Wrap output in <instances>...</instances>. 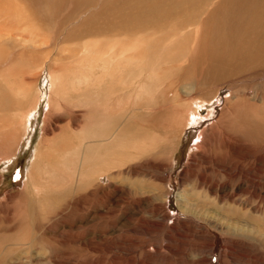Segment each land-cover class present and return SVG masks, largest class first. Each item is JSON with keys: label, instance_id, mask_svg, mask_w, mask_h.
I'll return each instance as SVG.
<instances>
[{"label": "rangeland", "instance_id": "1", "mask_svg": "<svg viewBox=\"0 0 264 264\" xmlns=\"http://www.w3.org/2000/svg\"><path fill=\"white\" fill-rule=\"evenodd\" d=\"M129 1L112 0L114 6L108 9L103 6L107 0H0V264H27L28 256L33 264H264V241L252 240L256 237L251 239L247 227L250 213L249 220L261 221L264 229L263 171L259 167L251 171L255 185L249 193L241 187L243 180L215 168L233 158L251 159L243 147L251 139L259 148L257 160H251L264 162V0L191 4L177 0L150 40L170 34L180 22L192 23L187 30L192 37L189 43L169 45L168 50L160 43L157 52L173 58L158 62L154 51H148L150 56L146 50H137L141 73L134 74V65L128 69L138 78L129 96L120 87L128 98L114 96L113 117L102 114V125L112 127L116 139L107 150L106 142H98L104 138L96 112L98 89L103 93L97 81L106 64L98 58L94 43L112 41L110 34L97 37L92 32L111 13L124 15L133 0ZM194 36L200 37L197 45ZM132 38L138 46L137 38ZM6 56H13L10 64L1 63ZM144 59L151 62L146 64ZM79 68L88 75L80 83L73 80ZM52 69L54 75L59 73L57 77L68 76L60 86L65 92L51 97ZM112 81L115 89L123 81L114 68ZM184 86L190 88L184 91ZM208 95L219 101L204 107L198 124L187 128L193 98ZM207 114L210 117L202 119ZM24 115L31 125L22 132ZM224 115L218 125L222 132L211 138V150L193 149L196 131L210 128ZM122 129L117 137L115 131L119 134ZM225 143L235 147L225 151ZM95 145L104 147L103 153L98 149L101 158L111 156L113 174L105 180L92 175L84 187L79 179L81 161L93 156ZM195 152L204 165L190 170ZM200 173L220 181L224 192H216L230 202L214 206L215 195L198 181ZM178 196L195 198L189 208L193 211L181 213ZM242 204H249L242 210L245 215H239L247 218L240 224L249 232L231 236L233 232L223 231L225 214L218 212L223 208L233 215ZM144 242L148 249L133 256L132 251Z\"/></svg>", "mask_w": 264, "mask_h": 264}, {"label": "bare ground", "instance_id": "2", "mask_svg": "<svg viewBox=\"0 0 264 264\" xmlns=\"http://www.w3.org/2000/svg\"><path fill=\"white\" fill-rule=\"evenodd\" d=\"M112 0L108 1L107 0V3H105L104 8H110L112 6H114V4L110 3ZM117 1H125V0H117ZM128 1V0H126ZM131 1V0H130ZM129 1V2H130ZM202 1V0H201ZM251 2H258L259 0H250ZM261 1V0H260ZM263 1V0H262ZM136 1L133 0L131 1V5L129 6V8H126V12L124 13V15H114L116 14V12L114 13H111V16H109L108 18L105 19L104 23L102 22L101 25H97L94 29H93V36H105V34H110V37H111V43H108L104 40H101L97 43H94V51H98V58L99 59H105V68L103 69V74L101 76L98 77V86L97 87H101L102 90H103V93L102 95H100L101 93V90L100 88L98 89V98H97V105H96V112L98 114H100V117H99V120L98 121V130H101V134L103 135L102 138H104L103 140L101 141H98L100 143H103V142H106L107 144V150H108V147H109V144H111L110 142H115L116 139L113 138L112 134L113 132H111V129L112 127H107L105 128V126H103L102 124L104 123L103 121V118L104 116L102 114H106L109 118H112L113 117V109H114V96L118 97V99H123L125 97L128 98L132 88H133V84L135 82V78L137 77H133V73L129 72V70L131 69L132 65H134L132 67V71L134 70V74L138 73L139 75V72L141 73V69L140 67L143 66V65H139V61L140 60V55L141 53L140 52H137V50H146L145 52L148 53V55H150V52L148 51H154L155 54H158L157 56H155V61L158 62L159 60H162L164 58H173L172 55L170 53H163L161 50H159L157 52V49L160 47V43H162L166 50L169 49V45L171 44H178V46H180L181 43H189L188 39L190 38V34H188V31L190 27H192V23L190 24H186L185 22H180L179 24V27H177L176 29L174 28L170 34L166 33V34H161L159 36H157L156 39H151L150 40V37L155 34V33H158L159 32V29H160V24H163V19L164 17L170 13V11L172 10V8L176 5L177 3V0H139V2L137 1V3H135ZM187 2H190L191 3H194V2H197L196 0H186V3ZM247 4L249 1H246ZM245 2V3H246ZM115 3V2H114ZM250 3V2H249ZM117 5V3H116ZM128 5V4H127ZM101 6V5H100ZM99 6V7H100ZM126 6V4H125ZM125 6L123 7L125 9ZM122 7V6H120ZM92 7H90L91 9ZM95 8V7H94ZM98 8V7H97ZM89 9V8H88ZM112 9V8H111ZM110 9V10H111ZM119 11H120V8H118ZM123 9V10H124ZM103 10V9H102ZM118 12V11H117ZM263 12V11H262ZM261 12V13H262ZM120 13H122L120 11ZM105 14V13H104ZM101 17V16H100ZM109 19V20H108ZM16 21V20H15ZM107 21L109 22V25H107ZM90 23V22H89ZM167 24H169V22H166ZM166 24V25H167ZM23 25V24H22ZM162 26V25H161ZM154 27V31H152V28ZM85 28V27H84ZM134 28H137V31H134L132 29ZM14 30V29H13ZM190 31V30H189ZM200 31V28H198L195 33H197V36H198V33ZM80 32V31H79ZM187 32V34H186ZM89 34V33H88ZM87 34V35H88ZM135 37V39L137 38V40L139 41L138 42V46H137V43H134L136 42L132 37ZM100 37V38H101ZM192 37V36H191ZM194 42L195 45H197L200 41V37L197 38L196 40V36H194ZM123 38V39H121ZM102 39V38H101ZM58 40V39H57ZM15 42V41H14ZM18 43V42H16ZM193 43V44H194ZM262 43H264V41H262ZM176 46V45H175ZM175 46H172L173 48ZM182 46V45H181ZM86 47V46H85ZM136 47H138L136 49ZM188 47V46H187ZM162 48V49H163ZM180 48V47H179ZM91 50V49H90ZM171 50V48H170ZM174 50V49H173ZM177 50V49H176ZM184 50V49H183ZM11 51V50H10ZM89 51V49H88ZM93 52V50H91ZM87 52V51H86ZM181 52H183L181 50ZM9 53V52H8ZM140 53V55H138ZM143 53V52H142ZM177 53V51L175 52ZM146 54V53H145ZM142 55V57L144 58V55ZM140 56V57H139ZM151 56V55H150ZM139 57V59H138ZM149 57V56H148ZM147 57V54H146V59L148 58ZM154 57V56H153ZM13 56H6L5 57V61L4 60H1L2 62L1 63H5V62H9V64L11 63L10 59H12ZM143 58H141L143 60ZM150 58V57H149ZM146 59H144L146 61ZM7 60V61H6ZM13 60V59H12ZM152 60V59H151ZM170 60V59H169ZM148 61V60H147ZM146 61V64L148 62H151V61ZM172 61V60H171ZM113 62H114V66H113ZM142 62V61H141ZM153 62V61H152ZM145 63V62H144ZM33 64V63H31ZM135 65H139V69L138 66L135 67ZM150 65V64H148ZM153 65V63H152ZM151 65V66H152ZM155 65V63H154ZM67 66V65H66ZM145 66V65H144ZM150 66V67H151ZM129 67V68H128ZM147 68H149V66H145ZM153 67V66H152ZM32 68V66L30 67V69ZM56 68V67H55ZM67 68V67H66ZM113 68H114V72L116 75H118L120 78H123V81L121 83L118 84L117 88L115 89L114 85H113V81H112V73H113ZM134 68V69H133ZM49 69V68H48ZM63 69V68H62ZM129 69V70H128ZM51 70V69H50ZM49 70V71H50ZM64 70V69H63ZM130 70V71H131ZM140 70V71H139ZM146 70V69H145ZM148 70V69H147ZM144 72V70H142ZM53 69H52V72H50V75L52 76V80H51V84H50V92H51V97L53 96L52 94H55V92H58V93H62L63 90L65 92V89H60V86H61V83L62 81L65 79L64 77L68 76V75H64L62 74V76L60 77H57V75H54L53 73ZM142 72V75H144V73ZM65 73V72H64ZM73 73V72H72ZM71 73V74H72ZM148 74V73H147ZM145 74V75H147ZM49 75V76H50ZM75 75V73L73 74ZM77 75L78 77H76L75 81L77 82H82V81H85V79H83V77H86L88 75L86 74H83V69L82 68H79L77 70ZM107 77V79H103L104 77ZM74 77V76H73ZM148 77V76H147ZM69 78V77H68ZM51 79V78H50ZM70 79V78H69ZM138 79V78H137ZM148 80V78H146ZM151 79V78H150ZM66 80H68L66 78ZM153 80V79H152ZM69 81V80H68ZM71 81V80H70ZM69 81V82H70ZM74 81V82H75ZM137 81V80H136ZM4 82V81H3ZM7 83V82H6ZM71 83V82H70ZM138 83V82H137ZM150 84V83H148ZM152 84V83H151ZM230 84V83H229ZM75 85H76V82H75ZM138 85V84H137ZM72 86V85H71ZM196 84H193V85H190V87L188 86V88L192 89V87H195ZM219 86L222 88L223 86V83H218V90H221V88H219ZM62 87V86H61ZM68 87V86H67ZM74 88H77L76 86H73ZM72 87V88H73ZM120 87L127 92V94H124V92L121 91ZM154 87V86H153ZM232 87V86H231ZM64 88H66L64 86ZM187 87L184 86V91H187L188 89ZM200 90V89H199ZM208 90V89H207ZM40 91V90H39ZM150 93V92H148ZM197 94V93H196ZM39 95V94H38ZM58 95V94H57ZM195 95V94H194ZM231 95V94H230ZM124 97V98H122ZM199 97V96H198ZM193 98V97H192ZM229 98H226L225 100L223 99L224 101V104H227L229 102ZM50 99V98H49ZM59 100H57V103L56 105L59 107L60 106V98H58ZM68 99V98H66ZM82 99V98H81ZM189 99V98H188ZM51 100V99H50ZM192 100V99H190ZM36 101V100H35ZM215 101H219L217 100V97H213V99L210 98V96L208 95V97H204L202 96V98H193L192 100V103H191V107L188 108L187 112H188V119L186 121V126L187 128L189 127H192L191 124H198L197 123V119L202 115L201 113H203L202 109H204V107H213L211 105H214ZM123 102H126V101H123ZM52 100L49 101L48 105H49V110L52 108ZM182 106V105H181ZM186 106H189V103L188 105ZM34 107H36V102L34 104ZM112 109V110H111ZM171 109V108H170ZM173 109V108H172ZM205 110V109H204ZM181 113V112H179ZM211 113V112H210ZM31 116V115H30ZM48 116V115H47ZM192 116V117H191ZM25 117L26 115H24V117L22 118V120L20 121V124H21V128H22V132L24 130H27L30 128V121H26L25 120ZM210 117V114H207L206 116L202 117V119H207ZM47 119H50V118H47ZM225 119V115L219 120V121H216L214 123H211V127L210 128H202L203 130L202 131H196L198 134H197V141L196 143L194 144L193 146V149L195 148L196 150H201L203 152H206L209 148V151L211 150L210 148V144L212 145L211 143V138L216 135L217 133H220L222 131H220V127L218 126L219 123H222ZM264 120V119H263ZM108 121H112V120H108ZM177 121V120H176ZM47 122V121H46ZM184 124V123H183ZM182 124V125H183ZM177 125V124H176ZM48 126V125H47ZM184 126V125H183ZM200 127V126H199ZM204 127V126H203ZM48 128V127H47ZM198 128V127H197ZM125 129V128H124ZM200 129V128H199ZM114 130V128H113ZM196 130V129H195ZM217 130V131H216ZM227 130V129H225ZM14 131V130H12ZM11 131V132H12ZM122 130H120L119 134H118V130H116L115 132H117V137L118 136H121L122 135ZM216 131V132H215ZM25 132V131H24ZM239 132V131H238ZM109 133V134H107ZM2 134V133H1ZM115 134V133H114ZM23 137V136H22ZM95 138V137H94ZM24 139V138H23ZM114 139V140H112ZM204 139V140H203ZM119 140V139H118ZM95 143H97L95 140H94ZM113 142L111 144V146H113ZM225 142V141H224ZM220 144V143H219ZM218 145V144H217ZM96 148L94 149V147H91L93 148V150H96L97 151V154L94 153L95 151L92 150V154L93 156H88V158L86 159H83L81 161V165H80V170H79V179L80 181L82 182V185L85 187L87 185V183L85 181H88L89 183V178L92 177V175H94L96 178L98 179H101V180H105L106 178H108V174L112 175V170L113 168H111L110 164H111V156H107V159H104V158H101L100 154H101V150H102V153L105 151L104 150V147L102 145H95ZM110 146V148H111ZM220 146V145H218ZM224 149L225 151L228 150V147L229 149H233L234 147L231 146L230 143H225L224 145ZM245 146V153L253 160H257L258 158V150L259 148L257 147V142L255 144L254 141H252V139L247 142L246 144L243 145V147ZM117 147V146H116ZM119 147V146H118ZM213 147V146H212ZM137 148V146H136ZM227 148V149H226ZM98 149H101V150H98ZM218 149V148H217ZM264 150V149H263ZM135 151V150H134ZM200 151V152H201ZM110 152V151H109ZM111 152H112V149H111ZM137 152V151H136ZM135 154V153H134ZM258 154V155H257ZM42 155V154H41ZM111 155V154H110ZM137 155V154H135ZM216 155V154H214ZM44 156V155H43ZM105 156V155H104ZM117 156V155H116ZM139 156V155H138ZM198 156V153L195 152L194 153V156L192 157V164L189 165V168H192L190 170H193L194 167L196 165H204L202 162L203 161H199V159L197 158ZM39 157V156H38ZM126 157H132L131 154H128ZM43 158V157H42ZM214 158V157H213ZM264 161V157H261ZM125 159V157H124ZM251 159L249 158H242V159H237V158H233L231 161L228 160L226 162H228V165H226L225 161L223 162H220V166L216 164V167L217 169L219 168H222V171H224L225 174L228 175V177L230 176H237L239 179L243 180L244 182V185H242L241 187L244 189L246 188V190L250 193V190L253 189L254 187V183L252 184V180L250 179V176H251V171L254 170V169H261L264 173V162H260V163H255L253 162ZM118 160H119V157H118ZM212 160V159H211ZM220 160V159H219ZM115 161H117L115 159ZM230 161V162H229ZM95 166H94V164ZM114 162V161H113ZM216 163V161H214ZM120 163V162H119ZM206 163V162H205ZM212 164V162H210ZM57 164V163H56ZM91 165L90 167L92 169H89L87 167V165ZM114 165V167L116 166L114 163L112 164ZM121 165V164H120ZM38 166V165H37ZM119 166V164H118ZM207 166V165H206ZM211 166V165H210ZM62 167V165H61ZM208 167V166H207ZM213 169L214 167L211 166ZM67 168V165L65 167H63V171H65ZM116 168V167H115ZM119 168V167H118ZM197 169L199 167H196ZM200 169V168H199ZM205 169V168H204ZM202 170V169H201ZM221 170V169H219ZM199 171V170H198ZM33 172V171H32ZM30 172V174L32 173ZM75 172V170H74ZM214 173V172H213ZM201 176L199 177L198 181L203 184H205L206 188L213 194L215 195L214 196V203L213 205L216 206L220 204V206H222L223 203L227 204V202H230L229 200H226L224 196H220L217 192H220L222 193L220 188V185L218 184L220 181H217V180H212V179H208V175L206 173H200ZM222 174V173H221ZM32 176L34 175L33 173L31 174ZM36 176V175H35ZM225 176V175H224ZM237 178V179H238ZM33 179V178H32ZM64 179V178H63ZM72 179V178H71ZM228 179V178H227ZM246 181H245V180ZM230 180V179H229ZM232 180V179H231ZM163 181V180H162ZM240 181V180H239ZM264 181V180H263ZM34 182H36L34 180ZM41 181H39L38 183H40ZM91 183V182H90ZM97 183V182H96ZM32 184V183H31ZM86 184V185H85ZM37 189H35L36 191ZM242 190V189H241ZM217 191V192H216ZM255 191V190H254ZM116 192V191H115ZM224 192V191H223ZM254 193V192H253ZM196 194V193H194ZM209 194V192H208ZM199 195V194H197ZM203 195V194H202ZM211 195V194H209ZM253 195V194H252ZM119 197V196H117ZM116 197V198H117ZM127 197V196H126ZM204 197V195H203ZM207 197V195H206ZM130 198V197H129ZM208 198V197H207ZM205 198V199H207ZM192 200H190V198H183V197H180L178 196V199H177V202H178V205H179V208L181 209V213L182 211L187 213L188 211H193L190 208V206L195 202L193 201L195 198H191ZM213 199H210V200H213ZM123 201V200H122ZM191 201V202H190ZM236 204V203H235ZM125 205V204H124ZM127 205V204H126ZM229 205V204H228ZM247 206H249V204H246ZM245 204L242 206L240 205L239 209H235L234 213L232 215V212H229V211H226L225 212V209H221L220 212L218 213H223L225 214L224 215V219H225V222H226V225L227 227L224 226L225 229H223V231H225L226 233H230V232H233V233H230L231 236L232 234H236L237 235H240L243 232H249L250 231V235H251V239L253 237H256L252 240H254L255 242L257 241H264V229L262 228V225L259 223V222H252L250 221V216L249 215H252L250 213H247L249 215H247V218H248V224H247V227L248 229H250L248 231L247 228H242L241 223L245 224L246 222H243L245 219V216L244 218L241 216V219L239 217L240 214L242 215H245L242 213V210L243 209H246L247 206ZM257 205V204H256ZM214 206H210V205H205V207H208L209 209H215ZM232 209H233V206H230ZM236 207V206H235ZM160 208V207H159ZM249 209V207H248ZM253 209V208H252ZM112 210V209H111ZM160 210V209H159ZM157 211V210H156ZM165 211V209H164ZM214 211V210H212ZM255 211V209H254ZM123 212V211H122ZM164 213V212H163ZM257 213V212H256ZM216 214V213H215ZM255 214V213H254ZM114 215V214H113ZM158 215V214H157ZM219 215V214H218ZM207 216V215H206ZM214 216V215H212ZM221 216V215H220ZM249 216V217H248ZM159 217V216H158ZM163 217V216H162ZM169 217V216H168ZM234 217L236 218L237 217V220L234 219ZM207 218V217H206ZM243 218V219H242ZM246 218V219H247ZM257 218V217H256ZM245 219V220H246ZM252 219V217H251ZM165 220V219H164ZM168 220V219H167ZM206 220V219H205ZM214 220L216 221L217 220V217H214ZM234 220H236V222L238 223L233 224ZM240 220V221H238ZM259 220V219H258ZM116 221V220H115ZM212 222V220H211ZM214 222V221H213ZM126 223V222H125ZM262 223V222H261ZM162 225V224H161ZM192 225V224H191ZM215 225V224H214ZM158 226H160L158 224ZM193 226V225H192ZM218 226V225H217ZM166 227V226H165ZM162 228V227H161ZM220 228V226H219ZM164 229V228H163ZM162 229V230H163ZM159 230V229H158ZM157 230V231H158ZM155 231V230H154ZM153 231V232H154ZM165 231V230H164ZM161 233V232H160ZM170 234V233H169ZM229 234V235H230ZM228 235V234H227ZM151 237V236H150ZM172 239V238H171ZM170 239V240H171ZM163 240V239H162ZM166 240V239H165ZM253 241V242H254ZM259 242V243H260ZM152 243V242H151ZM165 243V242H164ZM258 243V242H257ZM141 244V243H140ZM251 244V243H250ZM148 245L146 242L142 243L141 245H138L133 252V256L134 254H137V253H140V251L144 248L148 249ZM169 246V245H168ZM203 246V245H202ZM206 246V245H205ZM251 246V245H250ZM237 247V246H236ZM263 247V246H262ZM170 248V247H168ZM261 248V247H260ZM233 249V247H232ZM252 249V248H251ZM150 251V250H149ZM148 251V252H149ZM233 251V250H231ZM257 251V250H256ZM258 252V251H257ZM158 253V252H157ZM175 253V252H173ZM172 253V254H173ZM180 253V252H179ZM256 254V253H255ZM182 256V254H181ZM21 257V256H20ZM30 256H28L26 259V263L27 264H33V258H29ZM176 257V256H174ZM183 257V256H182ZM204 257V256H203ZM226 257V256H225ZM229 257V256H228ZM232 257V256H231ZM184 258V257H183ZM250 260V259H248ZM24 261V260H23ZM191 262V261H190ZM257 262V261H255ZM201 263V262H200ZM250 263V262H249ZM256 264V263H255ZM263 264V263H261Z\"/></svg>", "mask_w": 264, "mask_h": 264}]
</instances>
